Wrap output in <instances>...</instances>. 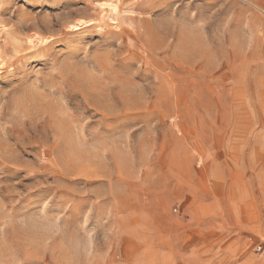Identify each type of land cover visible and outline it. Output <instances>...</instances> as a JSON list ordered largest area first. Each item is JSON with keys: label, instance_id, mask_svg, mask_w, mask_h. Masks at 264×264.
I'll return each mask as SVG.
<instances>
[{"label": "rangeland", "instance_id": "rangeland-1", "mask_svg": "<svg viewBox=\"0 0 264 264\" xmlns=\"http://www.w3.org/2000/svg\"><path fill=\"white\" fill-rule=\"evenodd\" d=\"M0 264H264V0H0Z\"/></svg>", "mask_w": 264, "mask_h": 264}]
</instances>
